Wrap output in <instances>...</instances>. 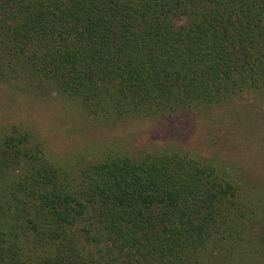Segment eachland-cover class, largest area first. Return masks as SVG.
<instances>
[{"label":"trees","instance_id":"obj_1","mask_svg":"<svg viewBox=\"0 0 264 264\" xmlns=\"http://www.w3.org/2000/svg\"><path fill=\"white\" fill-rule=\"evenodd\" d=\"M4 75L95 114L194 111L264 83V0H0ZM13 133L0 264H199L243 218L234 186L188 155L114 156L72 176Z\"/></svg>","mask_w":264,"mask_h":264},{"label":"rangeland","instance_id":"obj_2","mask_svg":"<svg viewBox=\"0 0 264 264\" xmlns=\"http://www.w3.org/2000/svg\"><path fill=\"white\" fill-rule=\"evenodd\" d=\"M23 82L0 76V145L24 131L29 149L72 176L114 156L188 155L234 186L231 200L243 216L233 237L204 251L199 264H264V83L194 111L133 119L85 111L50 87L30 91Z\"/></svg>","mask_w":264,"mask_h":264}]
</instances>
